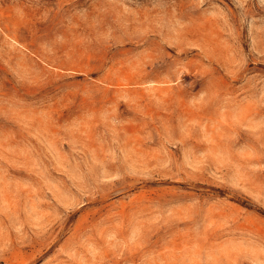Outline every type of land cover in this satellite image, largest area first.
Instances as JSON below:
<instances>
[{
	"label": "rangeland",
	"instance_id": "374dc122",
	"mask_svg": "<svg viewBox=\"0 0 264 264\" xmlns=\"http://www.w3.org/2000/svg\"><path fill=\"white\" fill-rule=\"evenodd\" d=\"M0 264H264V0H0Z\"/></svg>",
	"mask_w": 264,
	"mask_h": 264
}]
</instances>
